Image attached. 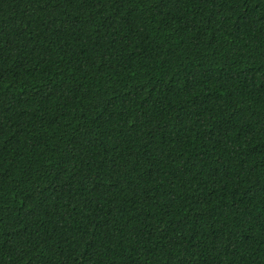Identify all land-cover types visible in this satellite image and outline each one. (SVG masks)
Masks as SVG:
<instances>
[{
	"label": "trees",
	"instance_id": "obj_1",
	"mask_svg": "<svg viewBox=\"0 0 264 264\" xmlns=\"http://www.w3.org/2000/svg\"><path fill=\"white\" fill-rule=\"evenodd\" d=\"M0 264H264V0H0Z\"/></svg>",
	"mask_w": 264,
	"mask_h": 264
}]
</instances>
